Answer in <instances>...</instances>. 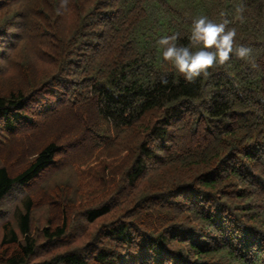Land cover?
I'll use <instances>...</instances> for the list:
<instances>
[{
	"label": "trees",
	"instance_id": "16d2710c",
	"mask_svg": "<svg viewBox=\"0 0 264 264\" xmlns=\"http://www.w3.org/2000/svg\"><path fill=\"white\" fill-rule=\"evenodd\" d=\"M60 3L0 0V219L24 190L0 264H264V0ZM200 16L229 20L252 52L188 83L156 42L190 47ZM39 124L27 148L20 133ZM73 142L83 153L60 165ZM55 165L85 191H27Z\"/></svg>",
	"mask_w": 264,
	"mask_h": 264
},
{
	"label": "clouds",
	"instance_id": "9594fccd",
	"mask_svg": "<svg viewBox=\"0 0 264 264\" xmlns=\"http://www.w3.org/2000/svg\"><path fill=\"white\" fill-rule=\"evenodd\" d=\"M68 2L69 0H61L60 9H66ZM243 10V6H240L237 12L242 13ZM238 18L243 22L242 15ZM229 23L227 19L216 23L207 16H200L192 22L190 47L177 44L179 33L163 36L156 43L163 50L164 61L172 64L186 82L195 83L200 77H208L210 69L227 64L233 54L241 60L251 57V48L237 46V31L235 28H228ZM192 48L198 50L193 51ZM253 67H256L254 63ZM163 82L166 83V80Z\"/></svg>",
	"mask_w": 264,
	"mask_h": 264
},
{
	"label": "rangeland",
	"instance_id": "374dc122",
	"mask_svg": "<svg viewBox=\"0 0 264 264\" xmlns=\"http://www.w3.org/2000/svg\"><path fill=\"white\" fill-rule=\"evenodd\" d=\"M44 68H45L44 66H41V67H38L37 69L39 71H41V69H44ZM52 123H54V122H52ZM35 124H37V123H35ZM40 125L41 124H39V126L35 125L36 127L34 126V128H36V131H38V129H39L38 132H31V129H29L27 132H21L20 133V135H22L21 137L23 138V140L26 143L25 146L27 148L36 149L37 146L43 144L44 138L46 137L47 133H46V131H42V129H44V128H43V125H41V126ZM52 127H53V132L55 134H58V133L65 134L64 132H62L63 131L62 126L55 127V124H53ZM45 128L47 129L48 125H45ZM42 132H44V133L42 134ZM0 142H1V139H0ZM84 149H85V144L73 142L69 147H66V149L64 150L62 155L57 157V163H60V165H61V162H63V161L68 162L69 160L75 162L77 160V158L83 153ZM125 155L126 154H122V157ZM14 158L15 157L8 159L7 164H9V165H11V167H15V168H20L21 165L23 166V164H21L19 161L16 162ZM103 159L105 160V157H103L102 160ZM2 163L4 164V161L0 159V165ZM82 169L84 170V169H86V167H83ZM83 181L84 180H82L81 176L77 172L70 170L67 167L62 168L59 165L58 166L55 165L52 168H50L49 170L45 171L34 182H32L31 186L27 189V191L34 192V190L40 188V186L45 185L46 188L49 189L48 191H53L55 189V190H58V192H59L60 189H64L65 196L67 197V194L71 193L72 190L81 188V189H83V191H85ZM19 193L23 194L24 190L23 191L15 190V192L8 198V200L4 204V206L2 208V212H1L3 217H5V215H7V214H8L7 217L12 216L14 209H15V206L18 204L17 203L18 201L16 202L15 200L17 199V194H19ZM42 205L43 206H36L35 211H34V215L36 216V219H37L36 227L34 225L35 228H39L40 222H43L45 220L46 216L50 213L49 207H47V204H42ZM3 217L0 219V226L4 220ZM74 217H76V215ZM97 228H98V226H96V225H94L92 227H90V226L87 227L86 230H88V231L85 230L86 231L85 233L82 232V236L80 239L85 240L87 238L89 231L95 232L98 230ZM79 235H80V233H79ZM79 235H77V237ZM47 257H49V255L45 254V258H47Z\"/></svg>",
	"mask_w": 264,
	"mask_h": 264
}]
</instances>
